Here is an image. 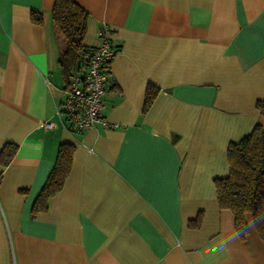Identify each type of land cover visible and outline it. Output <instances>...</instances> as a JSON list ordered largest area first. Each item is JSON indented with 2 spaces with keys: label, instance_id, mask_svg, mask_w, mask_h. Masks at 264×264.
<instances>
[{
  "label": "crops",
  "instance_id": "crops-1",
  "mask_svg": "<svg viewBox=\"0 0 264 264\" xmlns=\"http://www.w3.org/2000/svg\"><path fill=\"white\" fill-rule=\"evenodd\" d=\"M53 1L0 0V150L16 144L0 165V264H264L251 215L241 239L214 183L229 142L264 128V0H75L84 44L106 24L116 45L101 113L118 125L80 133L56 112ZM61 142L69 173L33 214Z\"/></svg>",
  "mask_w": 264,
  "mask_h": 264
},
{
  "label": "trees",
  "instance_id": "trees-1",
  "mask_svg": "<svg viewBox=\"0 0 264 264\" xmlns=\"http://www.w3.org/2000/svg\"><path fill=\"white\" fill-rule=\"evenodd\" d=\"M88 12L75 0H54L51 22L59 48V67L63 79L77 70L87 59L92 47L84 44ZM30 19L42 23V15L31 11ZM111 84V83H110ZM158 88L148 83L143 109L150 105ZM256 107L264 113V100H257ZM74 145L61 142L56 151L52 168L33 200V214L45 211L48 200L57 193L67 177L72 161ZM16 144L6 142L0 150V165L10 162ZM228 173L214 180L216 198L220 208L228 209L234 220V229L239 238L247 234L246 215H251L257 234L264 239V128L256 124L252 130L227 146ZM201 215L189 220L190 227H198Z\"/></svg>",
  "mask_w": 264,
  "mask_h": 264
},
{
  "label": "built area",
  "instance_id": "built-area-1",
  "mask_svg": "<svg viewBox=\"0 0 264 264\" xmlns=\"http://www.w3.org/2000/svg\"><path fill=\"white\" fill-rule=\"evenodd\" d=\"M99 42L93 46L77 70L68 74L64 88L65 98L57 113L66 116L68 128L80 133L86 127L101 123L104 127L113 128L116 122L102 116L103 98L110 85L109 69L116 53V45L111 39V29L102 24L98 29ZM51 122H45L44 128H51Z\"/></svg>",
  "mask_w": 264,
  "mask_h": 264
}]
</instances>
